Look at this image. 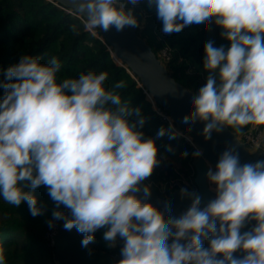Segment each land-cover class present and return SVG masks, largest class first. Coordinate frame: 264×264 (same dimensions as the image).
<instances>
[{
    "label": "clouds",
    "instance_id": "1",
    "mask_svg": "<svg viewBox=\"0 0 264 264\" xmlns=\"http://www.w3.org/2000/svg\"><path fill=\"white\" fill-rule=\"evenodd\" d=\"M145 2L155 9L165 35L213 24L228 42L227 49L205 43L206 82L182 122H203L205 140L225 128L243 134L249 126L264 127V0ZM72 3L89 31L140 26L126 7L141 0ZM70 30L80 32L76 24ZM41 59L21 55L0 81V198L15 207L26 202L30 215L37 217L46 206L33 191L45 186L55 204L49 228L63 221L65 230L82 234L84 248L94 242L97 230L103 229L109 248L119 237L122 258L116 264H264V160L241 165L234 149L225 150L206 173L215 197L201 207L199 194L181 188V197L191 203L172 216L171 202L164 203V211L147 202L151 190L143 182L160 160L154 139L138 130L145 123L141 110L116 91L126 83L117 81L106 89L108 73L94 71L58 81L59 59ZM134 115L139 119L131 120ZM165 135L176 139L181 134L169 125L156 138ZM200 155L199 149L193 153ZM0 264H6L2 247Z\"/></svg>",
    "mask_w": 264,
    "mask_h": 264
},
{
    "label": "trees",
    "instance_id": "2",
    "mask_svg": "<svg viewBox=\"0 0 264 264\" xmlns=\"http://www.w3.org/2000/svg\"><path fill=\"white\" fill-rule=\"evenodd\" d=\"M128 9L132 10L138 20V34L151 45L155 53L164 45L170 48V56L163 64L176 81L196 94L206 82L207 73L202 70L205 43L213 41L216 47H228V42L220 36L221 30L213 24L192 25L185 27L180 33L165 35L161 30L162 21L157 19L154 8L147 7L145 0H141L138 7L127 5L126 10ZM72 24L78 25V35L70 30ZM94 31L95 33L84 27V19L73 9L64 8L54 0H0V81L5 80V70L17 64L21 55L40 56L41 63H46L52 56L57 57L61 62L58 81L78 78L81 72H107L105 87L110 90L117 81L123 80L126 87L116 91L122 101L141 110L140 115L145 118V123L138 130L144 133L145 139H154L158 149L160 164L151 177L144 181L150 186L149 198L154 200L156 196H160L171 200L170 191L178 187L188 191L195 190L191 162L197 148L181 135L176 139H169L168 135L156 138L161 127L167 129L171 124L162 118L154 106L167 116L168 112L158 103L152 105L145 89L139 85L138 77H133L127 67L117 63L119 59L116 56H113L116 61L112 58L113 48L103 39L98 29ZM3 93V88H0V98ZM137 119L139 117L135 115L131 117L133 121ZM171 123L181 129L173 120ZM191 141L196 144L194 140ZM166 146H170L172 150L169 151ZM260 148L264 150V142ZM174 152L180 154L178 167L171 158ZM184 152L188 153L186 157L182 156ZM259 160H264V155L257 161ZM33 195L46 206L43 215L32 217L26 202L15 207L0 198V247L4 249L6 264H54L53 247L46 234L52 230L47 221L52 220L55 204L45 186L35 189ZM59 210L64 213L68 211L63 206ZM57 223L58 221H54L55 225ZM252 226L251 222L242 231L249 230ZM102 233L103 229L97 230L94 242L89 245L111 255L116 254V260L119 261L122 258L120 248L123 241L118 237L115 246L109 248L102 239ZM79 235L83 238L82 234Z\"/></svg>",
    "mask_w": 264,
    "mask_h": 264
},
{
    "label": "water",
    "instance_id": "3",
    "mask_svg": "<svg viewBox=\"0 0 264 264\" xmlns=\"http://www.w3.org/2000/svg\"><path fill=\"white\" fill-rule=\"evenodd\" d=\"M54 1L64 8H71L75 11L72 0ZM77 15L80 16L78 13ZM82 19L84 18L82 17ZM98 31L113 48L111 53L119 59V64L127 67V71L133 77H138L139 85L145 89L154 103H158L167 111L171 120L199 146L202 155L194 157L191 165L194 171L193 181L196 186L193 191L202 197L201 205L207 203L212 195L206 179L207 161L215 168L220 155L229 148L238 153L241 165L255 163L264 155L262 148L250 153L245 142L230 128H225L219 133L213 132L211 138L205 140L201 134L204 127L203 122L197 121L192 125L183 123L182 118L192 111L191 99L195 93L171 76L151 45L138 34L136 27L126 26L119 32L114 27L108 32L101 29ZM143 183L145 184V182ZM181 188H174L170 191L171 200L156 196L154 200L148 198L147 202L161 211H164L165 202H171V215L178 217L180 209L188 208L191 203L189 198L181 197ZM65 214L70 216L68 211ZM168 215L166 212L165 218H168ZM252 223L254 224V222ZM81 240L82 237L75 228L67 231L63 228V221H58L52 235L53 260L56 264H114L115 260L110 253L94 249L90 245L84 248L81 246Z\"/></svg>",
    "mask_w": 264,
    "mask_h": 264
},
{
    "label": "built area",
    "instance_id": "4",
    "mask_svg": "<svg viewBox=\"0 0 264 264\" xmlns=\"http://www.w3.org/2000/svg\"><path fill=\"white\" fill-rule=\"evenodd\" d=\"M59 5V4H58ZM140 5V3L135 6L138 7ZM130 7H133L132 5L129 4ZM70 11V10H69ZM157 57L161 60V62L163 63V61L167 60L170 56V48L167 45H164L162 48H160V50L156 53ZM155 110L161 114L163 119L168 120V122L172 125V127L181 134V136H183L186 140L190 141L193 145L194 143L191 141V139L188 137V135H186V133H184V131H182L181 129L176 128L172 123H171V118L163 113L160 112L158 107H154ZM264 130L263 127L258 128L256 130H252L251 126L247 127L244 131L243 134H238V136L245 142L248 150L250 153H254L256 150L260 149L263 139H264ZM195 146V145H194ZM207 166L208 169L209 167H212L213 169H215L213 167V165L207 161ZM207 185L209 187V189H213L215 186L214 185H210L207 181ZM212 191V190H211ZM215 197V193L214 191H212V195H211V199H213ZM210 199V200H211ZM206 204V203H205ZM204 204V205H205ZM204 205H201V207H203ZM187 208H181L179 215H181L184 211H186ZM55 227L52 228V230L48 231L46 234V237L50 240V244L52 245V235L55 232ZM114 258V264H116L117 260L116 257L117 255H112Z\"/></svg>",
    "mask_w": 264,
    "mask_h": 264
},
{
    "label": "rangeland",
    "instance_id": "5",
    "mask_svg": "<svg viewBox=\"0 0 264 264\" xmlns=\"http://www.w3.org/2000/svg\"><path fill=\"white\" fill-rule=\"evenodd\" d=\"M57 4V3H56ZM69 11V10H68ZM91 32H93V33H95V31L94 30H92ZM111 56H112V58L115 60V58L113 57L114 55H112V53H111ZM116 61V60H115ZM117 63H119L118 61H116ZM147 97H148V99L151 101V103H152V105L154 106L155 105V103H154V101H153V99L149 96V95H147ZM155 107V106H154ZM187 135V134H186ZM264 136V135H263ZM263 142H264V139H263ZM262 142V143H263ZM195 145V147L197 148V149H199V146L197 145V144H194ZM179 157H180V154H179V152H174L172 155H171V158H172V161H173V163H174V165L176 166V167H178L179 166ZM183 180H184V178H183ZM90 245H92V243H90ZM48 264H52V263H48ZM54 264H56V262L54 261Z\"/></svg>",
    "mask_w": 264,
    "mask_h": 264
}]
</instances>
